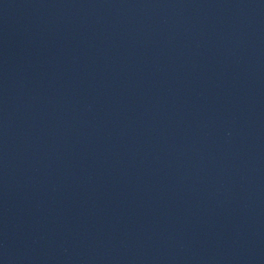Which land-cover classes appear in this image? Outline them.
Segmentation results:
<instances>
[{
  "label": "water",
  "instance_id": "obj_1",
  "mask_svg": "<svg viewBox=\"0 0 264 264\" xmlns=\"http://www.w3.org/2000/svg\"><path fill=\"white\" fill-rule=\"evenodd\" d=\"M0 264H264V0H0Z\"/></svg>",
  "mask_w": 264,
  "mask_h": 264
}]
</instances>
